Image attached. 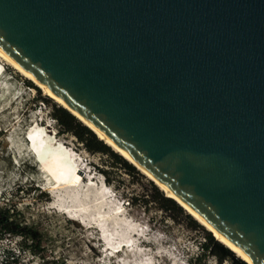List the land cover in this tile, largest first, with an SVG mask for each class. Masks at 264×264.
<instances>
[{
  "label": "water",
  "instance_id": "water-1",
  "mask_svg": "<svg viewBox=\"0 0 264 264\" xmlns=\"http://www.w3.org/2000/svg\"><path fill=\"white\" fill-rule=\"evenodd\" d=\"M0 55L264 264V0H0Z\"/></svg>",
  "mask_w": 264,
  "mask_h": 264
},
{
  "label": "rangeland",
  "instance_id": "rangeland-1",
  "mask_svg": "<svg viewBox=\"0 0 264 264\" xmlns=\"http://www.w3.org/2000/svg\"><path fill=\"white\" fill-rule=\"evenodd\" d=\"M55 106L32 82L4 67L0 75V218L7 221L0 224V264H232L203 251L208 231L193 227L186 213L163 208L154 183L137 169L129 172L108 153L89 152L74 134L60 131L53 117ZM36 124L50 126L55 141L81 155L82 165L95 178L93 183L107 187L112 209L107 210L123 211L125 228L133 238L129 248L137 249L138 256L128 258L121 251L119 258L111 259L112 246L99 240L102 231L81 217L84 226L79 225L56 207L58 196L49 189L53 180L35 162L25 138Z\"/></svg>",
  "mask_w": 264,
  "mask_h": 264
},
{
  "label": "bare ground",
  "instance_id": "bare-ground-1",
  "mask_svg": "<svg viewBox=\"0 0 264 264\" xmlns=\"http://www.w3.org/2000/svg\"><path fill=\"white\" fill-rule=\"evenodd\" d=\"M5 66H9L10 68H12L15 72L24 77L26 81L28 80L32 82L42 92L44 96L48 97L49 99L54 101L55 104H58V106L73 115L82 125L92 131V133H94L98 140L103 142L106 146L112 149V151H114L125 161L131 164L142 175H144L147 179L154 183V185L164 194V196L174 200L188 215H190L198 224H200L177 200H175L151 177H149L146 173H144L141 169H139L127 158H125L121 153H119L115 148H113L106 141H104L97 133H95L82 120H80L72 111H70L68 108L56 101L51 96H49L45 91H43L39 86H37L33 81H31L27 76L21 73L18 69L12 66L0 55V75L3 74ZM25 138L30 151L36 159L35 162H37L41 170L53 180V184L49 187V189L51 193L57 194L58 196L59 202L56 207H58L59 210L64 215H66L68 219L74 220L79 225L84 226V224H82L79 219V217H81V219H83L85 223H88L87 225H89V223L91 224V228L94 227L96 230H98V232L102 231L99 240L104 241L105 245H109L110 247L112 246L113 253L111 259L121 256V251L124 253L125 257L128 258H131V256H138V253L136 251L137 249L130 250L129 248V242L130 240H133V238L131 237V235H129L130 233L125 228L124 219L122 218L121 213L123 211H121L120 209V211L118 210L116 212H109L111 208H109L110 204H108L109 201L107 199L109 198L106 191L107 187H98L99 183L97 181H95V184L93 183L95 178L91 175V172H89L88 174V170L82 165L81 161L83 162V160L81 155H78L77 153L75 154L71 149L67 148L68 146L66 147L61 142L55 141L54 131L50 128V126L43 127L39 124H36L27 132ZM87 177L90 178V182L87 181ZM52 208L56 209L54 206H52ZM85 218H87L88 220ZM200 225L204 227L202 224ZM107 227L112 228L111 231L108 230L110 231V233H106L107 231H105V228ZM204 229H206L215 238L216 241H218L224 247L229 249L237 258L244 261L229 247H227L211 231H209L206 227H204ZM109 246L106 248L105 252L109 251Z\"/></svg>",
  "mask_w": 264,
  "mask_h": 264
},
{
  "label": "trees",
  "instance_id": "trees-1",
  "mask_svg": "<svg viewBox=\"0 0 264 264\" xmlns=\"http://www.w3.org/2000/svg\"><path fill=\"white\" fill-rule=\"evenodd\" d=\"M53 117L57 122L59 130L62 132H71L72 134H74L77 140H79L83 144L86 150H88L89 152L108 153L115 159V161L122 164L123 168H125L129 172H133L134 167L131 164H128L127 161L122 160L116 154L110 153L108 146L98 140L94 133H92V131L82 125L73 115H71L65 109L59 106H55ZM153 189L155 191L156 199L161 202L163 208L186 213L174 200L164 196V194L156 186H154ZM1 214L2 213L0 212V215ZM187 217L193 227H201V225H199L190 215L187 214ZM6 221V218L4 219V221H1L0 218V224ZM205 239L206 243L202 245V250L207 251L211 255L215 256L219 262L223 260H230L232 264H246L239 258H235L234 254L218 241H216L209 232L206 233Z\"/></svg>",
  "mask_w": 264,
  "mask_h": 264
},
{
  "label": "built area",
  "instance_id": "built-area-1",
  "mask_svg": "<svg viewBox=\"0 0 264 264\" xmlns=\"http://www.w3.org/2000/svg\"><path fill=\"white\" fill-rule=\"evenodd\" d=\"M1 239V238H0Z\"/></svg>",
  "mask_w": 264,
  "mask_h": 264
}]
</instances>
